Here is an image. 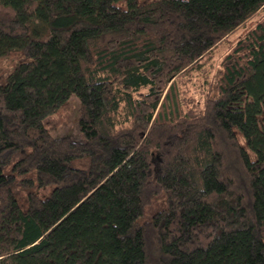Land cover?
<instances>
[{
    "label": "trees",
    "instance_id": "trees-1",
    "mask_svg": "<svg viewBox=\"0 0 264 264\" xmlns=\"http://www.w3.org/2000/svg\"><path fill=\"white\" fill-rule=\"evenodd\" d=\"M12 54L0 264H264V0H0Z\"/></svg>",
    "mask_w": 264,
    "mask_h": 264
},
{
    "label": "rangeland",
    "instance_id": "rangeland-1",
    "mask_svg": "<svg viewBox=\"0 0 264 264\" xmlns=\"http://www.w3.org/2000/svg\"><path fill=\"white\" fill-rule=\"evenodd\" d=\"M254 21V18L252 17L250 20H248V25H251ZM246 30V27H240L239 29H237L230 38V42L235 41L240 35H242ZM224 47H226V45H224ZM223 47V48H224ZM220 48L219 50L216 51L214 58H213V62L216 63V65L218 64V61L222 55V53L224 52L225 49ZM15 54V53H14ZM8 55V56H3L0 57V82H4L6 80V75L7 73L13 68L15 62H16V55ZM215 65V66H216ZM213 66H210V69H212ZM197 82L199 83L201 80V75H197L196 78ZM196 86V84H195ZM195 86H191L192 89H195ZM70 113H71V118L69 120V123L65 126H61L55 130H53V134L55 136H71L74 139H79V140H83L84 136L82 134V132L79 130L78 128V113H79V100L78 97L73 94L70 97ZM49 193V188L48 189H43L40 191V194L42 196H45ZM164 206V203L162 201V199H158L155 204L149 208L146 209L145 213L143 215H141L140 217V221H144L148 218H150L151 213L157 209Z\"/></svg>",
    "mask_w": 264,
    "mask_h": 264
}]
</instances>
